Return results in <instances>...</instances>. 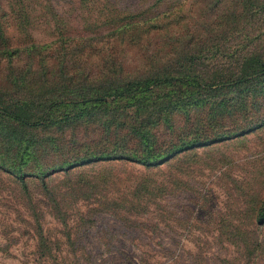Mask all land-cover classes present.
<instances>
[{"label": "trees", "instance_id": "obj_1", "mask_svg": "<svg viewBox=\"0 0 264 264\" xmlns=\"http://www.w3.org/2000/svg\"><path fill=\"white\" fill-rule=\"evenodd\" d=\"M28 2L6 0L7 11L0 4V170L22 189L31 178L46 191L54 173L99 162L182 170L183 159H197L196 149L264 127V0H229L214 23L224 30L204 39L186 33L185 48L169 29L176 17L157 13L118 19L103 35L69 37L58 29L47 43L13 45L6 22L11 17L26 37ZM150 29L165 36L166 51L152 52L139 70H123L111 38ZM245 32H254V40L229 47L227 58L201 60L220 53V41ZM252 215L263 234L242 246L261 255L264 194Z\"/></svg>", "mask_w": 264, "mask_h": 264}, {"label": "rangeland", "instance_id": "obj_2", "mask_svg": "<svg viewBox=\"0 0 264 264\" xmlns=\"http://www.w3.org/2000/svg\"><path fill=\"white\" fill-rule=\"evenodd\" d=\"M228 1L29 0L26 37L10 15L5 31L13 45L47 43L58 29L69 37L103 35L118 19L157 13L176 17L169 29L185 48L186 33L204 39L224 30L214 23ZM0 4L7 11L6 0ZM150 30L111 38L123 70H139L152 52L166 51L162 32ZM253 37L220 41V53L201 60H223L229 47ZM238 139L196 149L182 170L127 161L75 167L46 179V191L31 178L24 190L0 170V264H264V253L242 246L263 234L252 214L264 194V127Z\"/></svg>", "mask_w": 264, "mask_h": 264}]
</instances>
